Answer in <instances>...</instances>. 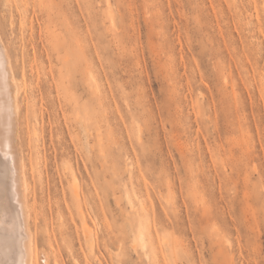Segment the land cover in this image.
<instances>
[{"label": "rangeland", "instance_id": "374dc122", "mask_svg": "<svg viewBox=\"0 0 264 264\" xmlns=\"http://www.w3.org/2000/svg\"><path fill=\"white\" fill-rule=\"evenodd\" d=\"M0 35L36 264H264V0H0Z\"/></svg>", "mask_w": 264, "mask_h": 264}, {"label": "bare ground", "instance_id": "6f19581e", "mask_svg": "<svg viewBox=\"0 0 264 264\" xmlns=\"http://www.w3.org/2000/svg\"><path fill=\"white\" fill-rule=\"evenodd\" d=\"M18 96L19 87L0 35V264H36L29 230L34 212H29L26 200L28 187L18 139Z\"/></svg>", "mask_w": 264, "mask_h": 264}]
</instances>
